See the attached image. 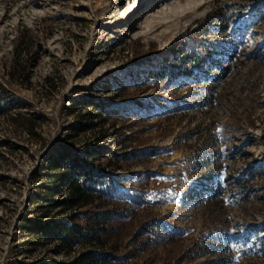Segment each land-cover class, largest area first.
Masks as SVG:
<instances>
[{"label": "rangeland", "instance_id": "1", "mask_svg": "<svg viewBox=\"0 0 264 264\" xmlns=\"http://www.w3.org/2000/svg\"><path fill=\"white\" fill-rule=\"evenodd\" d=\"M142 1L0 0V264H264V0Z\"/></svg>", "mask_w": 264, "mask_h": 264}, {"label": "trees", "instance_id": "2", "mask_svg": "<svg viewBox=\"0 0 264 264\" xmlns=\"http://www.w3.org/2000/svg\"><path fill=\"white\" fill-rule=\"evenodd\" d=\"M201 54L196 51H184L183 56L178 59V64H180L184 71L188 74L193 73L196 66H198L201 61ZM170 71V70H169ZM171 73H174L171 71ZM157 76L159 74H156ZM152 75L151 77H156ZM111 166L110 160L108 161ZM109 166V167H110ZM108 186L105 180H100V178H94L88 176L84 180L78 177L69 178L65 183V191L68 196L61 205L67 207V209L72 210L74 213L70 217V222L61 225L55 236L67 249H72L80 244V239H84L88 242V245H97L103 247L105 245V239L108 235L107 225L110 222L111 212L99 213L98 217L103 220V223H96L91 225L92 220H83L80 217L81 213H77L78 210L85 207L92 206L95 202L94 196L97 198H103L107 192ZM95 241V242H94ZM91 253V252H90ZM89 253V254H90Z\"/></svg>", "mask_w": 264, "mask_h": 264}, {"label": "bare ground", "instance_id": "3", "mask_svg": "<svg viewBox=\"0 0 264 264\" xmlns=\"http://www.w3.org/2000/svg\"><path fill=\"white\" fill-rule=\"evenodd\" d=\"M143 1H145L146 6H147L146 8H148V9L151 8L150 5H152V7H153L151 9H157L158 10V8H159V11L157 12V14H159V15H167L168 13L172 12L171 11L172 9L168 8V6L166 5L167 0H143ZM147 1H151L152 3H148ZM145 3H143V4H145ZM151 9H149V10H151ZM141 11H142V8H141ZM149 12H152V10ZM149 19H151V21L157 20V19H155L154 14H153V16L151 15L150 18H148V20Z\"/></svg>", "mask_w": 264, "mask_h": 264}, {"label": "snow or ice", "instance_id": "4", "mask_svg": "<svg viewBox=\"0 0 264 264\" xmlns=\"http://www.w3.org/2000/svg\"><path fill=\"white\" fill-rule=\"evenodd\" d=\"M203 3H204V0H195V3L191 4V0H190V6H192V7L199 6Z\"/></svg>", "mask_w": 264, "mask_h": 264}]
</instances>
